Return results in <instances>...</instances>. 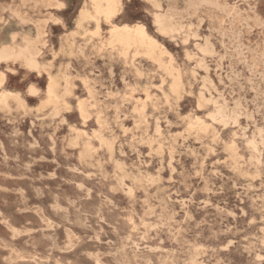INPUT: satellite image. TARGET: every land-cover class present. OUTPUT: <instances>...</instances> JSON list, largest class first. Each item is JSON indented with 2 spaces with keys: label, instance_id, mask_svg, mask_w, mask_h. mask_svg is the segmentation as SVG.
<instances>
[{
  "label": "rangeland",
  "instance_id": "obj_1",
  "mask_svg": "<svg viewBox=\"0 0 264 264\" xmlns=\"http://www.w3.org/2000/svg\"><path fill=\"white\" fill-rule=\"evenodd\" d=\"M119 1L0 0V264H264V0Z\"/></svg>",
  "mask_w": 264,
  "mask_h": 264
},
{
  "label": "bare ground",
  "instance_id": "obj_2",
  "mask_svg": "<svg viewBox=\"0 0 264 264\" xmlns=\"http://www.w3.org/2000/svg\"><path fill=\"white\" fill-rule=\"evenodd\" d=\"M91 6H92V13L89 11H83L81 13V19H92L96 22V32L95 35H99L100 29V21L103 20L111 25V28L109 30V42L108 45L110 46H120L125 51L129 50L131 48H142L147 51L148 54H154L155 49L157 48L156 41L148 34L146 27L143 24H135V25H117L112 22V20L117 17L120 14L121 7H120V1L119 0H90ZM25 4V3H24ZM43 4V3H42ZM23 7V5L21 6ZM11 8V7H9ZM24 8V7H23ZM221 8V7H219ZM218 8V9H219ZM25 9V8H24ZM10 11V10H9ZM173 11V9H172ZM10 13V12H9ZM50 13V12H49ZM15 15V14H14ZM226 15V14H225ZM20 16V15H19ZM3 18V17H2ZM237 19V18H236ZM19 20V19H18ZM17 20V22H18ZM156 21L158 24L161 23L159 18H156ZM174 23V21H173ZM26 26V25H25ZM181 27V26H180ZM171 28V27H170ZM231 28V27H230ZM163 31H166V27L161 26L160 28ZM25 33V32H23ZM31 33V32H30ZM17 34V33H16ZM26 34V33H25ZM32 34V33H31ZM94 35V36H95ZM27 36V35H26ZM13 38V37H12ZM19 38V37H18ZM17 40V38H16ZM223 45V44H222ZM239 49V48H238ZM234 51V50H233ZM38 53L31 51L29 49H21L16 50L14 46L7 45L3 46L0 49V62L2 61H22L24 66L31 70V71H39L42 69V65L39 62L37 58ZM5 84V75L2 73L0 76V88H2ZM213 85V84H212ZM213 87V86H212ZM30 92L32 94H36L38 90L35 87L30 88ZM263 94V93H262ZM15 95L10 92H0V102L5 101L8 97ZM46 95H47V103H53L58 98L56 95V83L54 80L51 79L47 89H46ZM256 95V94H255ZM258 96V95H257ZM234 100V99H233ZM241 105V104H240ZM82 111V110H81ZM83 112V111H82ZM219 113V112H218ZM98 115V114H97ZM99 123V122H98ZM98 125V124H97ZM96 133V131H95ZM29 134V133H28ZM48 134V133H47ZM96 135V134H95ZM6 136V135H5ZM9 137V136H8ZM35 140V139H34ZM102 140V139H101ZM47 141V139H46ZM75 141V140H74ZM73 141V142H74ZM197 142V141H196ZM30 144V143H29ZM4 147V146H3ZM23 147V146H22ZM25 147V146H24ZM39 147V146H38ZM33 149V148H31ZM51 150V149H50ZM35 152V151H34ZM15 153V152H14ZM32 154V153H31ZM18 157V155H17ZM34 158V157H33ZM32 158V159H33ZM20 159V158H19ZM38 159V158H37ZM41 159V157H40ZM47 159V158H46ZM45 159V160H46ZM39 160V159H38ZM53 160V159H52ZM51 159L49 161H52ZM31 161V160H30ZM36 161V160H35ZM53 162V161H52ZM37 163V162H36ZM54 163V162H53ZM68 163V162H67ZM69 164V163H68ZM26 165V164H25ZM60 165V164H59ZM64 166V165H63ZM66 166V165H65ZM69 166V165H68ZM72 167V166H71ZM28 168V167H27ZM26 168V169H27ZM56 168V167H55ZM67 169V168H65ZM54 170V169H53ZM58 170V169H57ZM78 170V169H77ZM79 171V170H78ZM147 171V170H146ZM52 173V172H51ZM74 173V172H73ZM54 174V173H53ZM150 174V173H149ZM93 175V174H92ZM84 176V175H83ZM62 177V176H61ZM58 178V177H57ZM74 179V178H73ZM69 182V181H68ZM91 183V182H90ZM93 187V186H92ZM85 188V187H84ZM0 189H2L0 187ZM101 189V188H99ZM93 191V190H92ZM91 191V192H92ZM101 191V190H100ZM36 192V191H35ZM94 192V191H93ZM102 192V191H101ZM34 193V192H33ZM40 193V191H39ZM88 193V192H87ZM104 193V192H103ZM36 194V193H34ZM42 194V193H40ZM26 195V194H25ZM51 195V194H50ZM103 196V195H102ZM90 197V196H88ZM105 197V196H104ZM28 200V199H27ZM55 200V198H54ZM59 200V199H58ZM103 200V199H102ZM109 200V199H108ZM52 203V202H51ZM114 203V202H113ZM202 203V202H201ZM34 205V204H33ZM85 205V204H84ZM39 206V205H38ZM111 206V205H110ZM25 207V206H24ZM23 207V209H24ZM107 207V206H106ZM42 208V207H41ZM27 209V207H26ZM38 209V208H36ZM45 209V208H44ZM39 210V209H38ZM41 210V209H40ZM43 210V209H42ZM41 210V211H42ZM47 210V209H46ZM111 211V210H110ZM42 215V213L40 212ZM44 214V213H43ZM47 214V213H46ZM57 214V213H56ZM45 215V214H44ZM51 215V214H47ZM65 216V214H63ZM70 215V214H69ZM54 216V215H53ZM57 216V215H56ZM59 216V215H58ZM44 217V216H43ZM50 217V216H49ZM93 217V216H92ZM60 218V217H59ZM58 218V219H59ZM50 219V218H49ZM63 219V218H62ZM51 220V219H50ZM49 220V221H50ZM61 220V219H60ZM47 221V220H46ZM44 221L45 223H47ZM66 221V220H65ZM68 221V220H67ZM66 221V222H67ZM78 221V219H77ZM72 222V221H71ZM9 223V222H8ZM54 223V222H53ZM74 223V222H73ZM49 224V223H48ZM57 224V223H56ZM72 225V224H71ZM76 225V224H75ZM86 225V224H85ZM99 225V224H98ZM79 226V224H78ZM50 227V226H49ZM71 227V226H70ZM76 227V226H75ZM89 227V226H88ZM91 227V226H90ZM108 227V226H107ZM103 228V227H102ZM49 229V228H48ZM82 229V227H81ZM80 229V230H81ZM87 229V228H86ZM96 232V231H94ZM106 233V232H104ZM66 234V233H65ZM72 238V237H71ZM77 238V237H76ZM80 238V237H79ZM73 239V238H72ZM71 239V240H72ZM78 239V238H77ZM81 239V238H80ZM99 239V238H98ZM69 240V239H68ZM73 241V240H72ZM110 241V240H109ZM77 242V241H76ZM4 244V243H3ZM5 246V245H4ZM139 247V246H138ZM140 248V247H139ZM109 252V251H108ZM18 255V254H17ZM119 255V254H118ZM20 256V255H19ZM22 256V255H21ZM92 256V255H91ZM13 257V256H12ZM22 258V257H21ZM90 258V257H89ZM94 258V257H93ZM92 258V259H93ZM96 258V257H95ZM99 258V257H98ZM20 259V258H19ZM100 260V259H99ZM126 261V260H124ZM128 262V261H127ZM61 263V262H60ZM97 263V262H96ZM101 263V262H100ZM116 263V262H115ZM130 263V262H129ZM107 264V263H106Z\"/></svg>",
  "mask_w": 264,
  "mask_h": 264
}]
</instances>
